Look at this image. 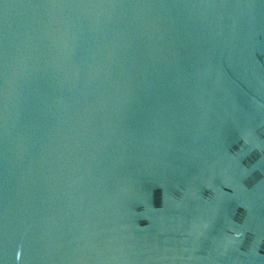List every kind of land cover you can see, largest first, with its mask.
<instances>
[{"label":"water","instance_id":"95a60500","mask_svg":"<svg viewBox=\"0 0 264 264\" xmlns=\"http://www.w3.org/2000/svg\"><path fill=\"white\" fill-rule=\"evenodd\" d=\"M0 264H264V0H0Z\"/></svg>","mask_w":264,"mask_h":264}]
</instances>
